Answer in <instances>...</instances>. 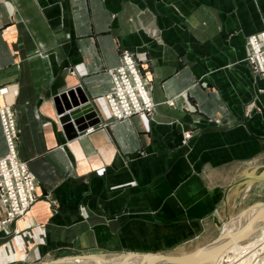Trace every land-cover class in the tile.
<instances>
[{
  "label": "crops",
  "instance_id": "0c3cea01",
  "mask_svg": "<svg viewBox=\"0 0 264 264\" xmlns=\"http://www.w3.org/2000/svg\"><path fill=\"white\" fill-rule=\"evenodd\" d=\"M262 31L264 0H0V107L14 110L39 196L11 223L0 201V264L168 253L200 237L264 178V78L248 60ZM125 50L146 61L156 109L118 120L106 94ZM77 86L98 122L71 139L57 98Z\"/></svg>",
  "mask_w": 264,
  "mask_h": 264
},
{
  "label": "built area",
  "instance_id": "2783aa9c",
  "mask_svg": "<svg viewBox=\"0 0 264 264\" xmlns=\"http://www.w3.org/2000/svg\"><path fill=\"white\" fill-rule=\"evenodd\" d=\"M249 46V63L264 78V31L251 35ZM146 65V61L138 62L130 51L125 50L121 63L110 70L113 86L106 94V100L115 119L154 113L156 103L151 95V78L147 75ZM7 90L0 88V93ZM0 118L8 145V153L0 157V201L5 212L3 223H11L28 215L39 196L37 178L17 152L20 130L12 107H0ZM186 136L190 137L191 132Z\"/></svg>",
  "mask_w": 264,
  "mask_h": 264
},
{
  "label": "rangeland",
  "instance_id": "374dc122",
  "mask_svg": "<svg viewBox=\"0 0 264 264\" xmlns=\"http://www.w3.org/2000/svg\"><path fill=\"white\" fill-rule=\"evenodd\" d=\"M261 170L263 171L264 168ZM262 179L263 180H259V179H252L251 181L248 180L249 183L243 185L242 192L239 193V195L235 199L232 200L231 207H229L228 209L222 208L223 211L219 212L218 219L216 220L214 217L209 222V225L207 226L208 228L202 233L200 237H198L195 241L191 242L190 244L185 245L184 247H181L177 251L168 252V253L170 254H181L182 252L192 253L198 249L208 248V246L219 242L224 235L227 225L231 223V220L234 221L239 216V214L243 212L244 209H250V207L257 205L258 203L264 202V178L262 177ZM247 223L249 225L248 224H243V225H248L250 227L248 229L246 228L240 234L236 233L235 238L238 240L233 241L231 245L229 246L232 248L233 244H235V242L238 241V243H240L239 244L240 248H243L242 253H239L240 254L239 255L238 254L239 250L236 251V250L229 249L230 251L228 250L226 251L227 252L226 254L222 255L224 256L222 258L223 264H232V263L241 264L243 261L244 262L242 264H247V263L248 264H264V250H259V252L256 253L257 252L256 246H258L259 248V245L256 244L255 241H253L255 238L262 239L260 237V234L262 233L261 229H263L264 231V224H262L259 221L247 222ZM243 225H241L240 228H242ZM252 236H253V239H252ZM240 239L242 240L241 242L239 241ZM263 241H264V237H263ZM207 252L212 253L211 250L206 251L204 253H207ZM119 255L121 254H107V255H103V258L111 259V258L118 257ZM238 257L239 258L241 257V258L238 259ZM210 258H211V255H200L196 258H193V259L191 258L189 261L191 263H207ZM233 259L235 260V262ZM83 263L84 264L86 263L97 264L96 261L95 262H83ZM58 264H76V263H71V258L69 257L68 259H63L59 261Z\"/></svg>",
  "mask_w": 264,
  "mask_h": 264
},
{
  "label": "water",
  "instance_id": "95a60500",
  "mask_svg": "<svg viewBox=\"0 0 264 264\" xmlns=\"http://www.w3.org/2000/svg\"><path fill=\"white\" fill-rule=\"evenodd\" d=\"M57 106H58V114L60 115V120L64 124V127L69 131V137L72 139L79 134L83 133L84 130L88 129L89 126L96 124L98 119L96 118L97 114L93 104L90 102L89 97L84 92L81 86H77L74 89H70L66 92L61 93L57 98ZM81 132V133H79ZM256 206V205H255ZM249 211V210H248ZM264 211V202L258 203L257 207L254 209V213ZM264 220V219H263ZM250 226L243 225L242 228H239L233 234H240L246 228L248 229ZM234 235L232 236L234 237ZM229 236L226 237L216 250L214 251L197 254L191 253L189 254H170V253H128L125 255L136 256L140 258H151V259H159V263L157 264H174L171 261H177L179 263L184 262L183 257L188 258H196L200 255H211V257H218L226 246H229ZM240 242L242 240H239ZM231 244V243H230ZM214 254V255H213ZM85 258H98L95 254L84 255ZM208 257V256H207ZM176 264V263H175Z\"/></svg>",
  "mask_w": 264,
  "mask_h": 264
},
{
  "label": "bare ground",
  "instance_id": "6f19581e",
  "mask_svg": "<svg viewBox=\"0 0 264 264\" xmlns=\"http://www.w3.org/2000/svg\"><path fill=\"white\" fill-rule=\"evenodd\" d=\"M257 207V205L256 206H253V207H250V209H244L243 210V212L241 213V214H239V216L233 221V220H231V223H229L228 225H227V227H226V230H225V232H224V235H223V237L221 238V240L219 241V242H217V243H215V244H212V245H210V246H208V248H203V249H198V250H196V251H194V252H192V253H197V254H202V253H204V252H206V251H209V250H211V251H214V254H215V252H216V250L218 249V247L220 246V244L222 243V241L224 240V239H226V237H228L229 235H231L232 234V236L234 235L233 233L234 232H236L240 227H241V225H243V224H248L247 222H255V221H259V222H261L262 224H264V211H260V212H257L256 214H252V213H254V209ZM249 210V211H248ZM234 218V217H233ZM218 219V215H217V217H216V220ZM249 225V224H248ZM262 231V233L260 234V237L262 238V239H254L253 241H255V243L256 244H258L259 245V248H258V246H256V244H255V246L257 247V249H256V253H258L259 252V250H264V241H263V237H264V231H263V229H261ZM232 236H229V246L231 245L230 243H232L233 241H236V240H238V239H236L235 238V236H236V234L234 235V237H232ZM252 239H253V236H252ZM241 240V239H240ZM263 241V242H262ZM239 244L240 243H238V241L237 242H235V244H233V247L231 248V247H229V246H226L224 249H223V252L218 256V257H211L209 260H208V262L207 263H191L189 260L191 259V258H188V257H183V261L184 262H182V263H179V262H177V261H171V262H174V264L176 263V264H223L222 263V258L224 257V256H222V255H224V254H226L227 252L226 251H228L229 249L231 250H236V251H238V254L239 253H242V249L243 248H240V246H239ZM229 247V248H228ZM255 247V248H256ZM261 247V248H260ZM229 250V251H230ZM261 252V251H260ZM182 254H191V252L190 253H182ZM182 254H180V255H182ZM213 254V255H214ZM240 255V254H239ZM257 255V254H256ZM258 256V255H257ZM235 257H237V256H235ZM243 257V256H242ZM221 258V259H220ZM241 258V257H240ZM239 257H238V259H240ZM87 261H90V260H95V259H92V258H85ZM230 259V258H229ZM228 259V260H229ZM243 259V258H242ZM258 259V258H257ZM234 260V259H233ZM96 262H97V264H157V263H159V259H151V258H147V257H144L143 259L142 258H140V257H136V256H129V255H125V254H121V255H119L118 257H115V258H111V259H100V258H96V260H95ZM136 261H140V262H136ZM232 261V260H231ZM238 261V260H237ZM233 262V261H232ZM232 262H230V263H232ZM234 262H235V260H234ZM244 262V261H243ZM242 262V263H243ZM241 263V264H242ZM165 264V263H164ZM233 264V263H232ZM235 264V263H234ZM240 264V263H239ZM248 264V263H247Z\"/></svg>",
  "mask_w": 264,
  "mask_h": 264
}]
</instances>
